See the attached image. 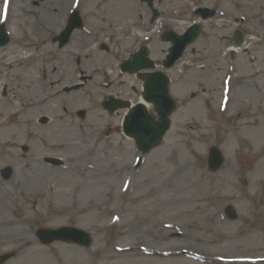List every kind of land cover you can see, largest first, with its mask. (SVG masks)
I'll return each mask as SVG.
<instances>
[{
	"label": "rangeland",
	"instance_id": "obj_1",
	"mask_svg": "<svg viewBox=\"0 0 264 264\" xmlns=\"http://www.w3.org/2000/svg\"><path fill=\"white\" fill-rule=\"evenodd\" d=\"M34 1L38 4L31 8L32 0H0V24L12 33H8V44L0 47V57L16 58L22 42L33 54L50 45L20 76L12 68L24 63L0 66V98L4 97L3 86L9 95L27 92L32 79L38 92L47 93L51 88L48 79L69 85L79 67L92 75L100 67V71H111L113 78L80 80L83 85L75 90L77 94L64 91L51 97L59 109L55 107L49 123L40 127L37 117L50 111L41 104L31 122L35 132L30 138L16 132L22 126L8 128L11 133L0 146V180L7 181L14 174L17 180L0 185V232L5 236L0 255L11 254L0 264H228L224 259L231 257L245 261L231 264H264V183L257 182L264 179V151L251 152L264 149V8L259 13L256 9L258 4L264 6V0H226L223 4L232 9L230 18L220 20L218 31L206 41L207 50L196 41L168 69L169 91L177 106L163 140L146 152L137 148L134 138L123 135L125 111L112 113L102 104L110 96L131 103L137 100L132 87L138 89L140 82L136 74H120L115 48H120L117 37L141 24L137 6L146 12L143 17H149L147 6L139 0ZM161 1L162 9L157 6L164 14L186 10L183 4L178 8L182 0ZM185 4L187 10L197 6L188 0ZM124 8L129 11L128 20L120 13ZM68 9L80 12L83 27L59 47L52 39L65 27ZM242 15L245 22L229 35L235 28L244 32L248 50H238L233 59L222 50L223 58L219 50L226 43L220 39L225 34L220 28L224 24L231 27L234 17ZM176 26L179 30L185 27L182 19H166L163 28ZM157 36L146 43L150 57L160 62L168 49ZM104 40L109 52L102 45ZM136 45L131 37L121 50L125 54ZM210 46L217 49L216 57ZM130 55H124L121 62ZM64 56L70 65L66 74L58 70L64 65ZM238 96L245 105L238 104ZM3 107L0 102V109ZM151 112L154 114L153 107ZM215 145L224 161L212 171L207 155ZM30 153L41 156L40 168L26 163ZM19 163L26 166L17 172ZM6 167L14 169L7 178L1 175ZM243 175L249 180H243ZM246 189L253 194H244ZM228 205L237 212L233 220L227 217ZM64 226L88 232L89 245L61 240L44 244L36 235L38 229ZM18 239L28 246L20 245Z\"/></svg>",
	"mask_w": 264,
	"mask_h": 264
},
{
	"label": "bare ground",
	"instance_id": "obj_2",
	"mask_svg": "<svg viewBox=\"0 0 264 264\" xmlns=\"http://www.w3.org/2000/svg\"><path fill=\"white\" fill-rule=\"evenodd\" d=\"M31 4V8L38 4V2L32 0V2H30ZM69 12V9L67 11V13ZM138 12V10H137ZM26 15H29L27 12H25ZM124 16L127 17V20L129 19L128 17V14H129V11L127 8H124L123 10H121V12ZM44 17H46V14L44 13L43 14ZM64 17L63 14H61V18ZM123 25L126 26L127 25V22L126 20H123ZM9 35L12 36V33L9 32ZM14 36V40L15 41H18L19 38L17 37V35H13ZM25 40H28V39H25ZM17 44L21 45L20 42H17ZM22 45H23V48L20 49L21 53H19V55L12 59L11 57H7V59L5 58H2L0 57V66L2 65H5V66H9V67H12L13 64H15L16 62L18 63H24V66H14L12 68V72H14L15 74H17L18 76L22 75L24 73V71L26 69H30L32 67L31 65V62L35 60V57L36 56H41L45 53V51H47L48 49H50V45H46L43 49L40 50V52L38 53H42V54H33L32 52H29L26 50V46L27 43H24L22 42ZM24 49V51H23ZM70 50V48H69ZM72 50V49H71ZM232 50H235L234 47H232L230 49V51ZM44 51V53H43ZM84 52H87L86 54L89 53V51L87 50H84ZM94 61H96L97 63H99L100 65H102L103 67L106 66V64L102 63L101 61L99 60H96L93 58ZM48 67H49V64H48ZM107 67V66H106ZM70 68V65L68 64V61L66 60V56H64V65H61L59 66V71H64L65 74L68 73V69ZM72 68V67H71ZM106 69V68H105ZM101 68L99 67V69H96V70H93V73H94V78L95 80H99V79H102V78H105L107 79V76H108V79H111L113 78V73H109V72H103V71H100ZM45 71V70H44ZM53 71H55V69H53ZM77 74H81L79 77L77 74L74 75L73 79L70 81V83L73 85V84H80V82H77L78 79L80 78L81 80V77L83 75V73L86 74V79H90L88 74L89 73V70L87 68H81L79 67L77 70ZM46 72V71H45ZM49 71H47L48 73ZM111 72V71H110ZM49 81V84L51 86L50 89H48L47 93L46 92H38L37 91V86H35L36 83H34L33 79L32 81H30L31 83L33 82L32 85H30L29 89L27 92H18V93H14L13 95H9L8 92H7V88L5 86L2 87V95H4L3 98H0V102H3L4 104V107L2 109H0V146L5 144V141L3 139H5L7 136L6 134H10L11 131L8 130V128H12L14 126H22V131L21 130H18L16 132H19V133H23V134H26L25 138H30L33 136V133L35 132L34 129L31 128V122H32V119L33 117L36 115V112H38L37 110L40 109V105L43 104L47 110L49 109L50 111H48V114H40L41 115V118L45 119L47 123H49L50 121V117L55 113V110L57 107V110L59 109L57 105H55V101H53L54 99H52L51 97H57L58 95H61L64 91H67L69 95H73V94H77V92H75L76 89L80 88V87H69L71 86V84L69 85H66V84H63V83H58L57 82H53L51 81L50 79H48ZM113 81V80H112ZM27 82L26 80L24 81V83ZM28 84V82L26 83ZM1 90V89H0ZM237 100H238V104L240 105L241 103H243L244 105L246 104L243 100H242V97L238 96L237 97ZM219 101V100H218ZM21 102V103H20ZM147 107L149 108L150 106L147 104ZM28 109H33L35 111L33 112H30L31 110H29L27 112ZM57 113V112H56ZM60 115V114H59ZM57 115V116H59ZM46 123V124H47ZM40 127H41V124H40ZM37 130V128H36ZM16 132H13L12 131V135H16ZM248 140V144H249V148L252 149V144H250V139L247 137L246 138ZM230 145H232L231 141L228 142ZM57 146H60V143H57ZM259 150H254L253 151L251 150V152H254V153H259V152H263L264 149H262V147H259L258 148ZM99 152V151H98ZM104 153L106 152L103 151ZM2 154V151L0 150V155ZM31 156H29L28 158H30L26 163H29L30 166L34 167V168H40L43 164H41V160H40V157L38 155V153H30ZM89 154H93L92 152H89ZM98 155L95 154L94 156V159L95 157ZM251 156L248 155V157L246 158L247 160L250 158ZM95 161V160H94ZM240 163H242V161H239ZM82 165V164H80ZM23 166H26L24 165L23 163H19L18 164V169H17V172L20 171V168H23ZM28 166V165H27ZM43 170L44 171H48V169L44 168L43 167ZM57 170V169H56ZM13 171L14 169L11 170V175L13 174ZM16 171V170H15ZM50 172H55V169H51ZM242 174V172H241ZM10 175V176H11ZM249 177H245L243 175V180H246L248 181ZM17 179H15V174L13 176H11V178H9L7 181H2L0 180V185H7V184H14V181H16ZM252 181V179H251ZM257 182L261 185L262 183H264V179L263 178H259L257 179ZM244 194H248L249 196L252 195L253 193L250 191H248V189L244 190L243 191ZM5 236L3 233L0 232V242L2 241V239H4ZM17 242H19L20 245H26L28 246V242L26 241H23V240H16ZM15 244H17L15 242ZM153 258V257H152ZM153 259H156V258H153ZM237 260H231V261H226V263L228 264H231V263H239V262H236Z\"/></svg>",
	"mask_w": 264,
	"mask_h": 264
},
{
	"label": "water",
	"instance_id": "obj_3",
	"mask_svg": "<svg viewBox=\"0 0 264 264\" xmlns=\"http://www.w3.org/2000/svg\"><path fill=\"white\" fill-rule=\"evenodd\" d=\"M77 26L78 27L81 26V19H79L78 13H75L73 16V19L70 21L69 25L66 27L65 32L63 33L64 35L63 37H66L65 40H67L68 36L73 31L72 29ZM7 40L8 39L5 33H3L2 27H0V44L7 42ZM62 42H66V41H62ZM134 57L132 58L133 63H134ZM141 63L142 61L139 60L137 65H141ZM156 104L159 105L157 109L159 111V114L161 115V118L158 123H156L149 115H146L145 108L142 105H138L137 109H138V115H140V118L143 124L145 125V127L143 128L139 125H136L134 122V119L128 121V127L130 128L132 133L136 137H138L140 146L144 148V150H147L149 146L156 144L159 141L160 135L168 127L167 126L168 116H169L168 114L174 105L171 99H169V105L167 106L163 107L160 99H156ZM125 131H128L127 127L125 128ZM74 233L77 235L74 238L68 235H65V237H61V238H64V239L70 238L74 241H77V240L82 241L81 239L86 237L85 234H83V232L81 231L75 230ZM40 236L42 240L46 242H50L53 240L54 237L57 238V236H63V230L54 231L53 233H50V234L43 233V234H40ZM85 243H86V240H85Z\"/></svg>",
	"mask_w": 264,
	"mask_h": 264
},
{
	"label": "snow or ice",
	"instance_id": "obj_4",
	"mask_svg": "<svg viewBox=\"0 0 264 264\" xmlns=\"http://www.w3.org/2000/svg\"><path fill=\"white\" fill-rule=\"evenodd\" d=\"M6 2H7V0H6Z\"/></svg>",
	"mask_w": 264,
	"mask_h": 264
}]
</instances>
